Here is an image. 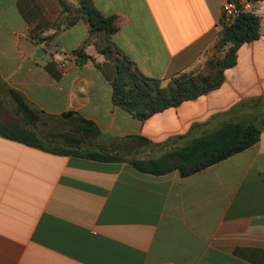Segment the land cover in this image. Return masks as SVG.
Listing matches in <instances>:
<instances>
[{
  "label": "crops",
  "instance_id": "obj_1",
  "mask_svg": "<svg viewBox=\"0 0 264 264\" xmlns=\"http://www.w3.org/2000/svg\"><path fill=\"white\" fill-rule=\"evenodd\" d=\"M223 1L92 3L119 19L113 55L164 84L203 62ZM254 1L259 34L238 45L221 83L139 119L111 102L112 57L87 44L93 59L75 60L89 25L84 13L66 24L59 0H0V86L47 112L93 120L104 144L133 140L126 135L164 142L227 119L260 125L255 142L185 176L0 135V264H264V0ZM182 141L135 150L160 154Z\"/></svg>",
  "mask_w": 264,
  "mask_h": 264
},
{
  "label": "trees",
  "instance_id": "obj_2",
  "mask_svg": "<svg viewBox=\"0 0 264 264\" xmlns=\"http://www.w3.org/2000/svg\"><path fill=\"white\" fill-rule=\"evenodd\" d=\"M59 2L68 11L66 24L73 22L80 13L86 15L89 23L80 46L73 49L75 60L93 59L85 50L87 44H92L105 58L112 57L111 102L139 119L217 87L223 79L224 69L234 64L238 45L259 34L260 16L254 9H240L228 20L220 16L219 27L203 62L170 75L164 84H160L157 79L138 73L127 58L113 55L110 36L118 27L117 16L102 14L92 0H79L76 5L68 0ZM3 87L14 102L18 119L0 121V135L55 153L105 160L126 159L137 169L150 173L176 169L180 176H185L249 146L257 140L260 131L257 122L241 118L224 120L196 134L175 135L164 142H153L142 135H126L133 140L120 143L123 148L134 149L149 143L160 145L173 138L183 141L154 157L125 156L119 151L120 144L117 147L112 143L111 146L97 139L100 131L93 120L74 111L47 112L28 103L14 89ZM194 126L196 124L190 128Z\"/></svg>",
  "mask_w": 264,
  "mask_h": 264
},
{
  "label": "rangeland",
  "instance_id": "obj_3",
  "mask_svg": "<svg viewBox=\"0 0 264 264\" xmlns=\"http://www.w3.org/2000/svg\"><path fill=\"white\" fill-rule=\"evenodd\" d=\"M18 119V115L14 110V102L7 94L6 90L0 86V121L8 122L15 121ZM120 153L125 156H143V157H154L159 155L158 153H154V151H150V153H142V151L135 150L136 148H129V146H120Z\"/></svg>",
  "mask_w": 264,
  "mask_h": 264
},
{
  "label": "built area",
  "instance_id": "obj_4",
  "mask_svg": "<svg viewBox=\"0 0 264 264\" xmlns=\"http://www.w3.org/2000/svg\"><path fill=\"white\" fill-rule=\"evenodd\" d=\"M255 1L254 0H224L221 4V17L224 20H228L233 17L236 12L240 9L250 10L254 9ZM52 60L59 66L63 67L64 62L61 54L57 51H54L51 54Z\"/></svg>",
  "mask_w": 264,
  "mask_h": 264
},
{
  "label": "water",
  "instance_id": "obj_5",
  "mask_svg": "<svg viewBox=\"0 0 264 264\" xmlns=\"http://www.w3.org/2000/svg\"><path fill=\"white\" fill-rule=\"evenodd\" d=\"M69 131H71V130H69ZM72 132V131H71ZM73 133V132H72ZM75 134H78V133H75Z\"/></svg>",
  "mask_w": 264,
  "mask_h": 264
}]
</instances>
